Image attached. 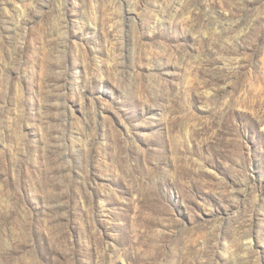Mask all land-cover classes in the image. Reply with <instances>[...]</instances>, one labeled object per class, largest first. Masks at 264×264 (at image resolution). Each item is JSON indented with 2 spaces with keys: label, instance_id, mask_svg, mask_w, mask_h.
I'll use <instances>...</instances> for the list:
<instances>
[{
  "label": "rangeland",
  "instance_id": "1",
  "mask_svg": "<svg viewBox=\"0 0 264 264\" xmlns=\"http://www.w3.org/2000/svg\"><path fill=\"white\" fill-rule=\"evenodd\" d=\"M0 264H264V0H0Z\"/></svg>",
  "mask_w": 264,
  "mask_h": 264
}]
</instances>
